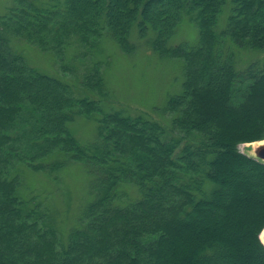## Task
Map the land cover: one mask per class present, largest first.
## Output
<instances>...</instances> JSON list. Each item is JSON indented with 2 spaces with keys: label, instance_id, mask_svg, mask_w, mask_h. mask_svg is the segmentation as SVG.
Masks as SVG:
<instances>
[{
  "label": "trees",
  "instance_id": "1",
  "mask_svg": "<svg viewBox=\"0 0 264 264\" xmlns=\"http://www.w3.org/2000/svg\"><path fill=\"white\" fill-rule=\"evenodd\" d=\"M184 15L199 42L171 46ZM135 25L155 54L183 64L182 92L163 109L183 145L157 119L77 97L13 46L37 47L66 75L75 71L66 61L72 41L77 59L104 38L133 54ZM228 45L263 58L241 70ZM100 64L82 77L86 95L104 96ZM79 117L97 124L87 145L72 132ZM261 141L264 0H16L0 16V264H264V163L239 150ZM71 163L93 177L92 199L63 238L43 203L25 197L16 169L53 176Z\"/></svg>",
  "mask_w": 264,
  "mask_h": 264
},
{
  "label": "rangeland",
  "instance_id": "2",
  "mask_svg": "<svg viewBox=\"0 0 264 264\" xmlns=\"http://www.w3.org/2000/svg\"><path fill=\"white\" fill-rule=\"evenodd\" d=\"M40 6L50 7L62 5L64 0H38ZM16 0H0V16L7 14L15 6ZM230 6H226L219 17L217 31L221 32L227 25ZM153 35L149 36L152 37ZM140 40L136 33V25L132 29L131 41L137 46L133 54L124 53L110 39H103L99 48L88 57L80 58V48L72 41L67 49V59L75 71L63 74L59 65L48 54L22 39L14 41L13 46L24 54L29 64L52 76H60L70 82L77 97L90 96L101 100L102 107L108 112H122L125 115H143L149 119L159 120L168 131V135L187 142L183 134L171 130L170 114L163 112L168 100L182 92L184 72L182 62L177 59L161 58ZM199 42V30L189 15H184L178 24L176 34L170 45L188 43L192 46ZM233 51L237 67L241 70L251 63L263 58L258 52L228 45L225 51ZM104 76V96L93 93L86 95V89L80 83L82 77L96 64ZM78 140L87 145L96 138L97 124L84 117H79L71 126ZM190 140H193L191 137ZM248 147L240 145L239 150L249 155ZM25 197L37 198L43 203L47 220L65 238L68 231L78 224L86 205L91 201V184L93 177L81 164L71 163L60 173L49 176L42 172H34L25 165L18 164ZM134 195V192H131Z\"/></svg>",
  "mask_w": 264,
  "mask_h": 264
},
{
  "label": "water",
  "instance_id": "3",
  "mask_svg": "<svg viewBox=\"0 0 264 264\" xmlns=\"http://www.w3.org/2000/svg\"><path fill=\"white\" fill-rule=\"evenodd\" d=\"M255 143H263V144L255 147V148L253 146H251V145L245 144L249 148L248 149V151H249V155L248 156L252 157L253 159H255L257 161H260V162L264 163V141L255 142ZM251 144H253V143H251ZM252 151H254V154L250 155ZM243 154H245V153H243ZM245 155H247V154H245Z\"/></svg>",
  "mask_w": 264,
  "mask_h": 264
},
{
  "label": "bare ground",
  "instance_id": "4",
  "mask_svg": "<svg viewBox=\"0 0 264 264\" xmlns=\"http://www.w3.org/2000/svg\"><path fill=\"white\" fill-rule=\"evenodd\" d=\"M263 143H253V144H248V145H251L253 146L254 148L259 146V145H262ZM244 146V145H243ZM246 146V145H245ZM247 147V146H246ZM254 154V151L251 152L250 155H253ZM261 238H262V241L264 242V234L261 235Z\"/></svg>",
  "mask_w": 264,
  "mask_h": 264
},
{
  "label": "clouds",
  "instance_id": "5",
  "mask_svg": "<svg viewBox=\"0 0 264 264\" xmlns=\"http://www.w3.org/2000/svg\"><path fill=\"white\" fill-rule=\"evenodd\" d=\"M261 233L264 234V229L261 230Z\"/></svg>",
  "mask_w": 264,
  "mask_h": 264
}]
</instances>
